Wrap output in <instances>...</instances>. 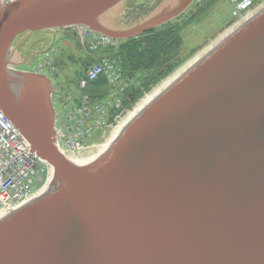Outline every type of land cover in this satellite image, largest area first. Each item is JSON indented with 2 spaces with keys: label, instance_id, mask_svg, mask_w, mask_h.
<instances>
[{
  "label": "water",
  "instance_id": "1",
  "mask_svg": "<svg viewBox=\"0 0 264 264\" xmlns=\"http://www.w3.org/2000/svg\"><path fill=\"white\" fill-rule=\"evenodd\" d=\"M0 5V107L52 168L0 217V264H264V5L192 62L86 163L54 144L51 81L11 67L17 35L82 25L127 39L182 13L161 0Z\"/></svg>",
  "mask_w": 264,
  "mask_h": 264
},
{
  "label": "rangeland",
  "instance_id": "2",
  "mask_svg": "<svg viewBox=\"0 0 264 264\" xmlns=\"http://www.w3.org/2000/svg\"><path fill=\"white\" fill-rule=\"evenodd\" d=\"M160 1L125 0L123 11L120 12L122 21L129 22L146 11L152 12L154 9L150 8L157 6ZM263 5L264 0H254L249 11L240 17H233L229 0H194L175 18L129 39L101 44L97 38L84 34L82 43L76 40L74 42L71 30L77 27L66 26L24 32L16 37L15 42L22 39L25 48H30L32 52H41L31 58L32 62L22 69L41 71L52 79L54 89H59L54 92L55 108L65 101L67 94L71 95L77 90L80 77L85 74L91 63L107 57L119 71L120 81L113 90L124 87L121 109L115 113L119 118L117 117L115 122L111 121L112 126L106 127L99 136H95L90 144L92 146L80 154L86 158H94L106 149L99 151L115 127L141 103L143 97L156 90L155 87L161 88V83L175 78L182 67L194 62ZM46 50V53L42 52ZM101 79V83L89 84L85 89L95 102H101L113 89L104 78ZM132 87L137 89L134 98L128 94V89ZM58 100L59 102H56ZM51 178L49 176L48 181Z\"/></svg>",
  "mask_w": 264,
  "mask_h": 264
},
{
  "label": "built area",
  "instance_id": "3",
  "mask_svg": "<svg viewBox=\"0 0 264 264\" xmlns=\"http://www.w3.org/2000/svg\"><path fill=\"white\" fill-rule=\"evenodd\" d=\"M11 1L14 0H0V5ZM229 2L231 15L240 17L252 8L254 0ZM76 34L81 42L84 34L97 38L101 44L114 41L82 26H77ZM100 78H104L113 88L111 91L117 88L120 81L119 71L107 57L91 63L85 75L79 79L77 90L71 95L67 94L65 101L56 108L53 97L55 90L58 92L59 89H52L54 143L69 159H85L86 156L80 154L92 146L93 138L99 136L106 127L112 126L111 121H117L118 115L115 113L121 109L124 87L110 91L101 102H95L85 92L89 84ZM51 170V166L31 149L28 141L0 107V217L39 195L49 182V176L52 177Z\"/></svg>",
  "mask_w": 264,
  "mask_h": 264
},
{
  "label": "flooded vegetation",
  "instance_id": "4",
  "mask_svg": "<svg viewBox=\"0 0 264 264\" xmlns=\"http://www.w3.org/2000/svg\"><path fill=\"white\" fill-rule=\"evenodd\" d=\"M154 7H156V5L152 6L150 9L152 10V8L154 9ZM148 13H149V11H146L143 15H146ZM143 15H141V16H143ZM141 16H139L138 18H140ZM15 39L11 45L12 61H13V63L11 64V67L13 69H17V70H25L22 68L27 67L32 62L31 58L38 56V53H41V52H39V51L38 52H36V51L32 52V50L30 48H25V45H23L22 39H20L19 41L17 39L16 42H15ZM24 48H25V50H24ZM20 49H22L24 51L21 52Z\"/></svg>",
  "mask_w": 264,
  "mask_h": 264
},
{
  "label": "bare ground",
  "instance_id": "5",
  "mask_svg": "<svg viewBox=\"0 0 264 264\" xmlns=\"http://www.w3.org/2000/svg\"><path fill=\"white\" fill-rule=\"evenodd\" d=\"M239 23V22H238ZM232 28H234V27H232ZM192 61V60H191ZM188 64V63H187ZM189 65V64H188ZM188 65H186V66H184V68L182 67V71L185 69V68H187V66ZM181 70H179L176 74L178 75L179 73H181L182 71ZM181 71V72H180ZM175 74V75H176ZM174 75V76H175ZM176 75V76H177ZM175 76V77H176ZM174 78H172V79H170V80H168V81H165V83H161V85H162V87L159 89L158 87L156 88L155 87V89L156 90H154L151 94H149V95H147L146 97H143L144 99L141 101V103H139V105L138 106H136L132 111H130L128 114H127V117H125L126 119L124 120V121H122V123L120 124V125H118L117 127H115V129L113 130V132L111 133V136L110 137H108V140L104 143V144H102V148L99 150V151H103L105 148H107V145H109L110 144V142H111V140L113 139V137L121 130V128L123 127V125H124V123L128 120V118H131L134 114H136L148 101H150L163 87H165L170 81H172ZM113 129V128H112ZM55 144V143H54ZM56 146V145H55ZM96 156H97V154H96ZM91 158H93V156L92 157H89V158H85V159H82V160H76V158L74 159V158H71V160H73L74 162H79V163H86V162H88V161H90L91 160ZM95 158V157H94ZM38 196V195H37Z\"/></svg>",
  "mask_w": 264,
  "mask_h": 264
},
{
  "label": "trees",
  "instance_id": "6",
  "mask_svg": "<svg viewBox=\"0 0 264 264\" xmlns=\"http://www.w3.org/2000/svg\"><path fill=\"white\" fill-rule=\"evenodd\" d=\"M101 82H102L101 80H98V81L94 82V84H99ZM136 90H137L136 87H132V88L128 89V94L130 95V97H132V98L135 97Z\"/></svg>",
  "mask_w": 264,
  "mask_h": 264
}]
</instances>
